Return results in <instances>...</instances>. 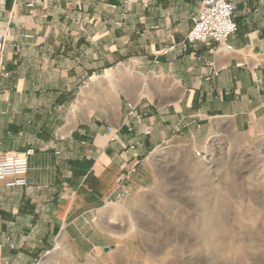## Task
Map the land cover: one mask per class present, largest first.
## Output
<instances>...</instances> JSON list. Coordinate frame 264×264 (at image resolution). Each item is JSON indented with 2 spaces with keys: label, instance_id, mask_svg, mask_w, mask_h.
Listing matches in <instances>:
<instances>
[{
  "label": "crops",
  "instance_id": "obj_1",
  "mask_svg": "<svg viewBox=\"0 0 264 264\" xmlns=\"http://www.w3.org/2000/svg\"><path fill=\"white\" fill-rule=\"evenodd\" d=\"M200 6L0 0V155L33 151L27 186L0 182L1 260L32 264L63 240L77 258L113 246L121 175L133 170L123 188L144 189L153 155L204 152L217 131L264 118V0L237 1L234 52L168 51Z\"/></svg>",
  "mask_w": 264,
  "mask_h": 264
},
{
  "label": "rangeland",
  "instance_id": "obj_2",
  "mask_svg": "<svg viewBox=\"0 0 264 264\" xmlns=\"http://www.w3.org/2000/svg\"><path fill=\"white\" fill-rule=\"evenodd\" d=\"M193 149L153 155L154 181L111 204L109 252L77 258L63 240L47 264H264V118Z\"/></svg>",
  "mask_w": 264,
  "mask_h": 264
},
{
  "label": "built area",
  "instance_id": "obj_3",
  "mask_svg": "<svg viewBox=\"0 0 264 264\" xmlns=\"http://www.w3.org/2000/svg\"><path fill=\"white\" fill-rule=\"evenodd\" d=\"M238 0H201L198 16L194 19V25L186 35L184 41L175 44L168 51H188L189 47L198 43L213 46L212 54L232 53L235 51L230 40L234 37L239 27L234 19ZM32 7L33 4H30ZM5 35L0 34V51L4 49ZM218 75V70L213 71V77ZM132 115V112L130 113ZM109 131L114 132L113 128ZM30 150L26 155L2 154L0 155V182H5L7 187L27 186V173L29 171ZM199 154V153H198ZM133 170H129L118 178L119 191L111 203H120L130 196V191L123 188V184L131 179ZM0 264H8L0 259ZM32 264H47L45 256L39 257Z\"/></svg>",
  "mask_w": 264,
  "mask_h": 264
},
{
  "label": "water",
  "instance_id": "obj_4",
  "mask_svg": "<svg viewBox=\"0 0 264 264\" xmlns=\"http://www.w3.org/2000/svg\"><path fill=\"white\" fill-rule=\"evenodd\" d=\"M112 248H114V247H112ZM103 250H104V252L107 253V252H109L111 250V247H105Z\"/></svg>",
  "mask_w": 264,
  "mask_h": 264
}]
</instances>
